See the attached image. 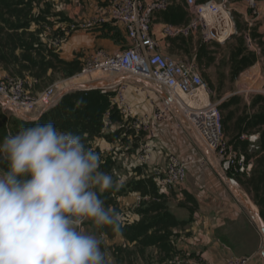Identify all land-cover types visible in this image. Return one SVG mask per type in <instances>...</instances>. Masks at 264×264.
<instances>
[{"label": "crops", "instance_id": "0c3cea01", "mask_svg": "<svg viewBox=\"0 0 264 264\" xmlns=\"http://www.w3.org/2000/svg\"><path fill=\"white\" fill-rule=\"evenodd\" d=\"M38 1L39 3L35 0L34 15L39 16L40 11L50 4L52 12L59 13V16L47 17V20L53 18V26L33 23L31 29L42 30L43 42L54 45L60 58L66 62L79 61L84 65V62L98 51L115 54L131 46L122 28L112 23L92 29L81 28L83 22L103 14L104 10L116 0ZM178 6L170 10H176ZM179 7L186 9L184 4ZM259 7L260 23L257 31L259 39L264 43V0L260 2ZM232 9L235 18L245 20L250 26L252 25L251 13L242 1H235ZM183 14L186 16L185 10ZM156 18L154 17V22ZM157 19L162 23L155 25L158 29L153 25V31L156 37L163 39L162 29L171 22L163 21L161 16ZM162 47L167 55L166 48L163 45ZM245 71H247L245 77L250 85L255 82V77L264 84V53ZM13 72L14 70L8 71L0 66V77L13 75L17 78ZM127 75L115 73L88 78L89 82H117L115 86L120 84L125 86L126 100L132 110V118L126 119L111 103V108L103 117L101 135L85 144L101 156L99 170L110 174L113 178V188L103 193L96 190L104 200L105 207L111 206L119 213L123 225L122 231L118 234L112 231L111 226H97L91 220L85 221L82 225L88 234L99 236L101 251L105 254L107 264H175L177 260L181 264H224L231 257H248L249 264H264V238L244 215L238 203L231 198L223 178V174L226 173L221 164V171L212 165L209 158L211 153H208V149L189 130L192 128L187 121L182 118H179L180 120L172 118L170 121L156 122L151 137L154 145L151 160L147 164H137L139 149L148 139L139 137L140 132L134 128V123L152 117L157 111L165 108L168 97L164 98L165 95L163 96L157 89L142 82L123 80ZM25 80L26 87L31 92L34 81L28 75ZM115 86L101 90L109 93L110 102L113 96L112 88ZM201 97L203 98V95ZM176 100L189 102V98L182 99V96H178ZM176 100L170 99L172 108L181 112ZM14 117L17 118L16 115ZM179 125L183 127L179 128ZM169 154H175L189 161L190 164L184 187L163 194L158 191L156 176L165 169ZM0 170L5 172L9 170L8 162L2 155H0ZM150 178L156 193H153L147 184ZM143 183L148 189L142 187ZM161 204L176 220L183 222V225L169 230L173 256L161 247L148 246L139 249L136 246L137 242H131L126 238L129 229L143 221L147 214L145 211L150 205L153 209L151 216H159L162 212L158 211V205ZM173 205H184L186 209L187 206L193 208L187 209L189 212L184 210L174 212ZM165 221L158 219L159 225L149 228L148 236L156 232L159 236L165 234L157 229Z\"/></svg>", "mask_w": 264, "mask_h": 264}, {"label": "built area", "instance_id": "2783aa9c", "mask_svg": "<svg viewBox=\"0 0 264 264\" xmlns=\"http://www.w3.org/2000/svg\"><path fill=\"white\" fill-rule=\"evenodd\" d=\"M236 0H116L104 10L103 14L92 17L81 24L83 29H92L112 23L122 28L131 46L115 54L98 51L83 65L81 77L106 76L123 73L139 77L165 91V95L176 100L185 95L189 102L176 100L184 119L201 139L202 144L218 157L225 173L236 168L243 175L250 176L253 163H248L244 155L234 152L224 137L221 101L211 100V91L201 75L195 61L188 62L166 55L153 31L156 14L169 10L177 3L187 9L189 20L182 25L166 24L161 35L163 39L200 38L203 42L224 43L236 32L232 6ZM255 21L260 15L262 0H240ZM64 83V82H63ZM63 83H55L34 95L23 80L0 77V100L21 114L36 118L42 116L56 105L59 94L66 88ZM111 103L126 118H132V110L126 100V87L122 84L112 88ZM205 95L206 100L201 96ZM169 102L165 108L152 117L135 121L136 130L146 133L148 140L137 155V164L143 165L151 160L154 124L175 115ZM10 107L9 110L13 111ZM14 112V111H13ZM178 114H180L178 112ZM252 144L258 136L249 138ZM255 148V146H252ZM190 162L175 154H169L165 169L156 176L158 191L163 194L179 190L187 181ZM233 180V179H232ZM234 181V180H233ZM235 182V181H234ZM248 257H231L224 264H249ZM175 264H181L176 261Z\"/></svg>", "mask_w": 264, "mask_h": 264}, {"label": "clouds", "instance_id": "9594fccd", "mask_svg": "<svg viewBox=\"0 0 264 264\" xmlns=\"http://www.w3.org/2000/svg\"><path fill=\"white\" fill-rule=\"evenodd\" d=\"M0 155L9 168L0 170V264H107L101 240L82 225L117 234L123 225L98 195L114 181L83 137L36 123L5 136Z\"/></svg>", "mask_w": 264, "mask_h": 264}, {"label": "trees", "instance_id": "16d2710c", "mask_svg": "<svg viewBox=\"0 0 264 264\" xmlns=\"http://www.w3.org/2000/svg\"><path fill=\"white\" fill-rule=\"evenodd\" d=\"M32 2L35 0H0V66L8 71L14 70L13 74L23 81L27 75L31 77L34 81L31 92L33 91L32 93L36 95L57 83V74L63 75L65 78L81 74L83 65L79 61L66 62L62 60L56 52V47L41 39L43 31L31 29L33 23L40 25L47 20V17L59 16V13L50 14L52 12L50 4L44 7V11H40L39 16L34 14V16H29ZM170 9L167 10L168 12L165 11L164 16H161L163 21L173 22L175 25L188 22L189 17L185 21L186 16L181 11L182 8L179 7L173 11ZM182 21L185 22L182 23ZM237 57H242V54L233 55L231 60V75L234 79L238 74L252 67L257 60L254 55L244 56L246 58L242 60H237ZM110 108L109 93L91 90L66 94L56 106L49 109L35 122H24L14 116L8 120L0 111V144L9 133L17 134L21 127H34L36 123L41 125L52 123L62 132L81 135L84 142L87 143L101 135L103 117ZM220 111L223 133L228 144L234 152L244 155L248 163H253L252 174L249 178L241 180V184L259 208L260 215L264 220V96H257L249 106L243 103L240 97L232 96L221 103ZM116 114L115 112V119ZM86 134L87 136H85ZM254 135L258 136L257 144H252L249 141V138ZM228 176L234 179L230 172ZM147 184L153 193H156L151 179ZM142 187L148 189L145 183ZM158 206V211L162 213L159 216H151L153 209L150 205L145 211L147 214L143 221L129 229L126 238L131 242H137L136 246L139 249L148 246L161 247L166 249L170 256H173L172 245L169 242V230L183 225V222L176 220L162 204ZM158 219L166 220L161 227L157 228L165 234L159 236L156 232L148 236V229L159 225ZM100 230L102 231V228Z\"/></svg>", "mask_w": 264, "mask_h": 264}, {"label": "rangeland", "instance_id": "374dc122", "mask_svg": "<svg viewBox=\"0 0 264 264\" xmlns=\"http://www.w3.org/2000/svg\"><path fill=\"white\" fill-rule=\"evenodd\" d=\"M33 3V4H32ZM31 3V11L29 13V16H32L34 11L32 12L33 8H36L35 2ZM37 3L39 1L37 0ZM182 6V4H177L175 6ZM30 6V5H29ZM172 8V7H171ZM179 8V7H178ZM182 8V7H180ZM45 9V8H44ZM42 9V11H44ZM186 12V18L185 21L188 20V13L186 9H181V11ZM168 12V11H166ZM166 12L163 13H158L155 15V17H160L164 16ZM55 14L54 12H50V14ZM39 14V13H37ZM34 16V15H33ZM37 16V15H36ZM156 18V21L154 22L153 20V25L155 26L158 24L160 21ZM53 18L52 20H45L42 22V25H47V26H53ZM162 23V22H160ZM159 23V24H160ZM260 23L259 17L257 20L254 22H251V26L249 25V22H246L245 20L235 18V26H236V32L230 36L224 43H218V42H203L200 38H190V39H181V38H176V39H161V37H158L161 45H163L166 48L167 55L170 57L180 59L183 61H188L192 62L195 61L196 64L198 65L201 75L203 76L204 81L207 83L210 91H211V100L218 102H224L225 100L229 99L232 96H238L241 98L243 103L247 104L249 106L254 98L257 96L261 95L264 96V84L261 83L260 79H257L255 77V82L249 83V80L246 79V73L247 71H244L234 79L231 75V67L232 63L231 60L233 58V55L238 56L242 54V57H237V60H242L248 56L254 55L257 57L262 56L264 53V43L261 42V39L259 34H258V24ZM170 24H173L172 22ZM175 25V24H173ZM43 27V26H42ZM117 27V26H116ZM156 27V26H155ZM158 29V27H156ZM168 48H170L168 50ZM246 56V57H244ZM81 74H78L73 77H68L65 78L63 75H58L57 74V83L64 82L63 87L66 88L71 82H86V83H91L88 80V77H81ZM259 75V74H258ZM80 76V77H79ZM96 76V75H94ZM10 78H15L13 75L9 76ZM257 79V80H256ZM53 85V84H52ZM162 90V89H161ZM74 91H79L74 90ZM72 91V92H74ZM164 93L165 91L162 90ZM166 94V93H165ZM164 96V94H162ZM164 98H166L164 96ZM183 98H189L187 97H182ZM203 98L206 100V96L203 95ZM167 99V98H166ZM168 103V101L166 100ZM4 101H0V111L2 114L6 116V118H10L11 116H15L14 112L9 110L8 106L6 103L4 104ZM166 103V104H167ZM4 104V106H3ZM170 106V104H169ZM11 108V107H10ZM14 110L13 108H11ZM173 110V108L171 107ZM179 109V108H178ZM180 110V109H179ZM174 112V111H173ZM179 112V111H178ZM175 115H173L168 121H170L172 118L180 120L181 118L184 119V116L180 117L177 115L178 113L174 112ZM181 113V112H180ZM180 118V119H179ZM186 121V119H184ZM183 127L182 125H179V128ZM188 130V129H186ZM197 138L200 143L201 139L194 133L191 129H189ZM130 134V133H129ZM112 135V134H111ZM193 138V140L196 141L194 136L190 134ZM110 136V135H108ZM139 137L141 139L147 138L146 133L140 131ZM139 138V141L141 140ZM197 141V142H198ZM198 142V143H199ZM199 143V144H200ZM258 141L255 143L257 144ZM86 144V142H85ZM205 149V148H204ZM206 151V149H205ZM207 152V151H206ZM209 153V151H208ZM210 161L212 165L215 166L218 170L221 171L220 169V160L218 157L213 156L212 154L209 156ZM146 172H148L146 170ZM230 172V175L234 177V185L236 189L242 191L245 193L249 198V194L244 190V187L241 184V180L249 178L250 176L243 175L240 173V171L236 168L232 169ZM228 174V172H227ZM151 174L149 173V176ZM151 177V176H150ZM151 179V178H150ZM236 184V185H235ZM227 187V186H226ZM227 190L229 191V194L233 200H235L236 203L240 206V208L243 210L244 215L251 221L253 227L256 228L260 232V229L258 227L257 222L253 221L250 217V215L247 213V211L243 208L242 204L240 201L234 196L232 191L227 187ZM251 199V198H250ZM253 202V200L251 199ZM193 203V202H192ZM254 204V202H253ZM175 209H172L174 212H178L180 210H184V212H189L190 208L187 206V210L184 205H173ZM255 209L260 212L259 208L254 204ZM99 236H97L98 238ZM99 239V238H98ZM102 246V245H100Z\"/></svg>", "mask_w": 264, "mask_h": 264}, {"label": "water", "instance_id": "95a60500", "mask_svg": "<svg viewBox=\"0 0 264 264\" xmlns=\"http://www.w3.org/2000/svg\"><path fill=\"white\" fill-rule=\"evenodd\" d=\"M123 80H133V81H139V82H142L143 84L145 85H148V86H152L154 87L155 89H157L160 93L164 94L165 93L160 89V88H157L155 87L153 84L151 85L150 82L146 81V80H143L139 77H135V76H131V75H127L123 78ZM117 84V82H113V83H108V82H105V81H94V82H91L89 85L85 86V87H81V88H78L79 91H91V90H103V89H106V88H109L111 86H115ZM74 90H77V89H69V88H66L64 89L58 96L57 98V101H56V105L58 104V102L68 93L74 91ZM2 101V100H0ZM5 104V103H4ZM3 104V106H4ZM54 107V106H53ZM52 107V108H53ZM14 111V114L18 117V116H26V115H23L21 114L20 112L16 111V110H13ZM29 117V116H28ZM41 117V116H40ZM39 117V118H40ZM34 119V118H33ZM24 122H35V121H30V120H22ZM223 178L225 179V182L228 186V188L230 189V184H233L234 181L228 176V174H223ZM240 197L241 199H243L244 203L242 204L243 208L247 211V213L250 215L251 219L253 221L258 220L257 224H258V227L260 229V234L261 236L264 238V220L262 219L261 215H260V212H258L257 210L254 212L252 209H250L251 206H254L253 202L251 201V199L245 194L243 193L242 191H240ZM247 202H251V203H247ZM256 222V221H255Z\"/></svg>", "mask_w": 264, "mask_h": 264}, {"label": "bare ground", "instance_id": "6f19581e", "mask_svg": "<svg viewBox=\"0 0 264 264\" xmlns=\"http://www.w3.org/2000/svg\"><path fill=\"white\" fill-rule=\"evenodd\" d=\"M72 84H70L69 86H67V88H69V89H78V88H81V87H85V86H87V85H89L90 83H86V82H71ZM166 96V95H165ZM180 96H182V97H187V96H185V95H180ZM166 98H167V96H166ZM178 97H176V99H177ZM170 99L171 98H169L168 97V99H167V101L170 103V106L172 107V104H171V102H170ZM172 100H174V99H172ZM173 111L174 112H178V111H175L174 109H173ZM21 113V112H20ZM180 113V112H179ZM179 115V114H178ZM181 115V116H180ZM180 117H182L183 115L180 113ZM185 121V120H184ZM187 121V120H186ZM188 125V124H187ZM234 184H230V190L232 191V193L234 194V196L243 204L244 203V201H243V199H241V197H240V190H238V189H236L235 188V186H233ZM236 185V184H235ZM247 203H251V202H247ZM250 209H252L254 212L256 211V209H255V206H251L250 207ZM256 222H258V220H257V218H256V220H255Z\"/></svg>", "mask_w": 264, "mask_h": 264}]
</instances>
